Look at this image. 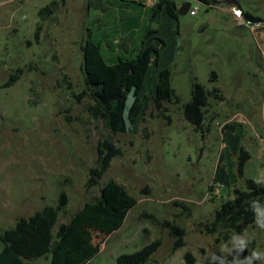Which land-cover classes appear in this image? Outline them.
I'll return each mask as SVG.
<instances>
[{
  "label": "rangeland",
  "instance_id": "374dc122",
  "mask_svg": "<svg viewBox=\"0 0 264 264\" xmlns=\"http://www.w3.org/2000/svg\"><path fill=\"white\" fill-rule=\"evenodd\" d=\"M174 1L179 10L186 0ZM54 3L43 20L41 9ZM197 4L195 15L177 10V31L166 9L153 17L152 6L136 0H0V230L45 206L57 208L65 192L56 232L115 179L138 202L110 234L81 228L99 249L87 264H116L120 254L156 239L161 246L153 259L160 264H186V252L202 264L207 256L225 258L237 244L251 251L237 264H264V205L254 223L227 239L205 226L245 178L264 182V0ZM232 7L256 20L236 18ZM149 26L169 43L160 46L166 62L173 55L174 96L161 109L149 101L144 120L113 132L108 119L92 115L89 94L78 98L85 88L82 43L91 30L114 64L138 54ZM13 74L19 79L3 86ZM194 81L223 96L210 94L201 126L184 117ZM104 140L120 154L99 184L87 187ZM241 150L250 155L244 177ZM166 220L184 228L183 246L174 248ZM32 263L51 264V253Z\"/></svg>",
  "mask_w": 264,
  "mask_h": 264
},
{
  "label": "trees",
  "instance_id": "16d2710c",
  "mask_svg": "<svg viewBox=\"0 0 264 264\" xmlns=\"http://www.w3.org/2000/svg\"><path fill=\"white\" fill-rule=\"evenodd\" d=\"M211 5L214 0H197ZM163 9L169 16L177 20L178 5L174 0H161L152 7L153 17ZM56 10L55 3L40 11L43 20L50 17ZM244 15L256 20L248 12ZM175 25V24H174ZM169 43L158 35V30L148 27L142 41V47L133 58L122 59L114 64L106 62L101 47L92 39V31L82 43L83 70L85 88L78 98L89 94L94 103L90 106L92 115L97 119H108L113 132H126L144 120L149 101L157 109H161L165 101L174 96L171 84V60L164 59V48ZM216 77V73H213ZM19 79L18 74L11 75L3 86H10ZM219 90H209L200 82L194 81L190 100L184 106L185 119L197 126L205 121L204 109L209 104L210 94ZM131 104L128 106L129 97ZM120 154V148L107 140L98 144L97 165L90 169L87 187L99 184L100 179L109 169L113 158ZM250 155L241 150L238 157V175L244 177V164ZM137 198L115 179H110L101 188L100 194L84 208L78 211L69 222L61 223L54 232L59 210L66 206L67 195L61 193L59 206H45L28 216H20L15 227L0 230V239L4 246L0 251V264H33L36 258L51 253V264H87L99 252L80 231L82 227H96L108 234L119 229L125 222L129 211L137 204ZM264 205V182L245 178L244 188H235L233 199L221 203L216 210L212 222L206 223L208 233L241 232L242 227L255 222ZM163 225L173 235L174 248L185 244V230L180 225L166 220ZM161 246L156 239L131 253H122L117 257L116 264H160L153 259L154 253ZM251 254L247 245H234L225 258L207 256L202 264H237ZM186 264H196V257L191 252L184 255Z\"/></svg>",
  "mask_w": 264,
  "mask_h": 264
},
{
  "label": "built area",
  "instance_id": "2783aa9c",
  "mask_svg": "<svg viewBox=\"0 0 264 264\" xmlns=\"http://www.w3.org/2000/svg\"><path fill=\"white\" fill-rule=\"evenodd\" d=\"M136 1L144 2L145 4L150 5V6L153 7V6L157 5L161 0H136ZM193 1H195L196 3H199V1H197V0H193ZM197 10H199L198 4L195 7H193V5H191V7H190L188 12L191 15H195L197 13ZM232 13L234 14V16L236 18H239V19L243 20L244 13H243L241 8L232 7ZM247 24H251V21L247 22Z\"/></svg>",
  "mask_w": 264,
  "mask_h": 264
},
{
  "label": "water",
  "instance_id": "95a60500",
  "mask_svg": "<svg viewBox=\"0 0 264 264\" xmlns=\"http://www.w3.org/2000/svg\"><path fill=\"white\" fill-rule=\"evenodd\" d=\"M192 1H193V0H187V1H185V2L182 4V6L180 7V9L178 10V13H179V14H182V15L187 14L188 11H189V9H190V7H191V5H192Z\"/></svg>",
  "mask_w": 264,
  "mask_h": 264
},
{
  "label": "crops",
  "instance_id": "0c3cea01",
  "mask_svg": "<svg viewBox=\"0 0 264 264\" xmlns=\"http://www.w3.org/2000/svg\"><path fill=\"white\" fill-rule=\"evenodd\" d=\"M187 1V0H186ZM185 2V1H184Z\"/></svg>",
  "mask_w": 264,
  "mask_h": 264
}]
</instances>
